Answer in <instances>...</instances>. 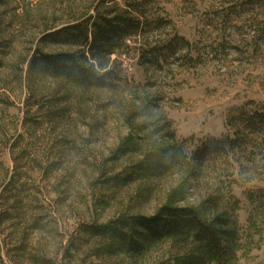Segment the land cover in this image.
<instances>
[{
	"label": "rangeland",
	"instance_id": "rangeland-1",
	"mask_svg": "<svg viewBox=\"0 0 264 264\" xmlns=\"http://www.w3.org/2000/svg\"><path fill=\"white\" fill-rule=\"evenodd\" d=\"M100 1L0 0V264H219L191 232L144 242L125 225L165 207L228 219L227 264H264V129L241 116L264 112V0H154L144 33L86 64L50 35ZM59 53L108 85L38 61Z\"/></svg>",
	"mask_w": 264,
	"mask_h": 264
},
{
	"label": "trees",
	"instance_id": "trees-1",
	"mask_svg": "<svg viewBox=\"0 0 264 264\" xmlns=\"http://www.w3.org/2000/svg\"><path fill=\"white\" fill-rule=\"evenodd\" d=\"M126 1V8H122L116 3L113 6H107L108 0H101L96 6L95 14L56 30L50 36L64 43L82 46L85 49L82 58L86 64L102 55L113 54L115 47L123 37L144 33L151 21L144 7L154 0ZM36 61L34 59L31 63L33 68ZM38 61L54 76L84 82L88 86L105 87L108 85L107 78L110 72L100 74L93 64L89 67L80 65V59L75 54H42ZM241 116L247 126L254 125L258 126L259 130L264 129L263 111H256L254 116L247 118L243 112ZM215 141L216 145L222 142L219 139ZM206 148V145H203L198 153L204 154ZM180 153L181 151L174 147L168 149V154L173 160L180 157ZM125 225L130 226L134 230V235H138V238L143 239L144 242L158 241L188 231L193 233L195 240L208 257L219 264H227L235 257L238 233L230 226V221L218 217L207 222L194 208L165 207L154 217H137ZM90 230L95 235L111 231L109 226H92ZM129 239L131 251L139 252L145 247L135 238L130 237Z\"/></svg>",
	"mask_w": 264,
	"mask_h": 264
}]
</instances>
